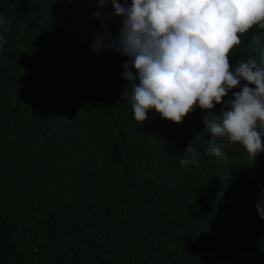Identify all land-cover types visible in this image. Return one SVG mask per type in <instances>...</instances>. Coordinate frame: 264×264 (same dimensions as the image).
Masks as SVG:
<instances>
[{
    "label": "trees",
    "instance_id": "1",
    "mask_svg": "<svg viewBox=\"0 0 264 264\" xmlns=\"http://www.w3.org/2000/svg\"><path fill=\"white\" fill-rule=\"evenodd\" d=\"M98 11L113 10L0 0V264H264V153L225 137L223 159L206 154L198 106L180 124L151 111L136 121L127 58L92 50ZM108 27L117 34L120 18ZM252 30L230 69L264 67V29ZM191 143L200 162L182 168Z\"/></svg>",
    "mask_w": 264,
    "mask_h": 264
},
{
    "label": "clouds",
    "instance_id": "2",
    "mask_svg": "<svg viewBox=\"0 0 264 264\" xmlns=\"http://www.w3.org/2000/svg\"><path fill=\"white\" fill-rule=\"evenodd\" d=\"M109 3L113 11L107 19L94 13L104 31L95 34L92 50L127 58L121 75L129 81L136 121L144 122L151 111L180 124L198 106L206 110L202 121L212 137L206 154L223 159L217 138L225 137L254 158L264 153V67L252 60L231 69L229 64L230 51L240 43L238 33L253 25L264 29V0H99L101 8ZM115 17L120 28L113 35L108 24ZM233 88L239 90L229 96ZM222 100L219 114L211 112ZM199 157L191 143L180 165H198ZM256 209L264 220V190Z\"/></svg>",
    "mask_w": 264,
    "mask_h": 264
},
{
    "label": "bare ground",
    "instance_id": "3",
    "mask_svg": "<svg viewBox=\"0 0 264 264\" xmlns=\"http://www.w3.org/2000/svg\"><path fill=\"white\" fill-rule=\"evenodd\" d=\"M88 22H89V21H88ZM89 27H91V26H89ZM258 28H259V27H258ZM249 32H251V33H250V35H251V34H254V32H253L252 28H250V31H249ZM251 36H253V35H251ZM263 40H264V38H263V39H261V41H263ZM127 96H128V94H127Z\"/></svg>",
    "mask_w": 264,
    "mask_h": 264
}]
</instances>
